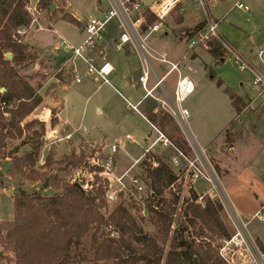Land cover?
<instances>
[{"label": "rangeland", "instance_id": "obj_1", "mask_svg": "<svg viewBox=\"0 0 264 264\" xmlns=\"http://www.w3.org/2000/svg\"><path fill=\"white\" fill-rule=\"evenodd\" d=\"M239 1L219 0L217 6H210L211 15L220 21L219 32L227 45L249 58L256 67L264 72V56L261 61L252 52L254 49L256 53L258 49L264 48V0H242L249 7L247 11L235 8V4ZM38 2L39 0H28L26 5L27 10L30 8V11H28L33 20L29 27L23 28V32L18 34V38L26 45V52L28 55L31 54L32 57H27L23 60L17 66V71L23 79L31 83L43 96L42 104L26 118L25 122L33 119L45 122L46 129L42 138L44 144L36 166L27 168V172L32 175V178L29 175L18 173L11 158L0 160V223L13 220L14 195L20 189H24L28 193L38 191L43 194H50L54 191V186L48 178L45 180L47 174L52 175V177L58 176L67 182H73L78 177H83V174H87L86 165L88 158L95 152L91 144L94 142L93 139L91 143L86 138L79 139L75 136L77 135L76 131H74L75 135L66 136L70 133V130L66 128L59 129L55 134L53 132V128L58 125L53 113L61 106V100L55 95L54 90L59 84H62V81L55 83L54 79L55 77L58 78L57 75L60 76L61 72L59 71V66H56L50 57L44 56L46 54L39 47L37 36L40 39L42 38V45L48 48V54L55 61L63 64L69 58L71 59V64L75 62L77 68L81 71L80 73L84 72L86 64L82 60H72L71 55L62 49L56 52L53 50L54 44L61 42L63 39L60 36L58 37V34L51 29L58 31L65 36L66 40L75 45L81 43L85 39V34L79 30L80 26L62 20V18L72 14L80 21L87 22L90 18L97 17L100 14V1L55 0L53 2L55 3V8L52 11L54 16H51L46 9L39 8ZM183 14L186 23L181 25L184 20ZM197 23H206V16L202 7L195 1L184 0L183 13L180 10L174 11L168 17V28L165 29L168 34L156 32L149 37L151 45L160 51L167 52L169 59L180 64L181 75L189 77L195 85V91L182 104L190 113L189 135L200 147L206 148L207 155L213 163L221 182L220 195H215L214 193L213 197L211 193H205L209 189V185L203 178L197 180L195 184H191L190 187L178 182V184L182 185L180 192L181 201L176 211L173 226L177 228L184 219L187 202L193 192H195L203 195L201 199L198 198V203L204 205L207 199H211V201L222 205L220 218L231 237L246 235L245 237L249 238L250 236L260 249L258 241L264 243V219L255 215L262 210V204L264 203V91L259 93V89L252 84L250 72L239 69L232 53L226 51V60L217 61L207 51L205 45L196 47L194 51L188 48L186 39L196 29V26L193 25ZM39 28L45 29V32L36 36V30ZM8 54H11L12 58V53L9 52ZM155 63L160 71L169 68L167 64ZM177 76V71H174L169 76V80H174ZM219 80L223 81L222 85L218 83ZM63 82H65L64 79ZM111 82L117 90L128 97L127 93L117 83ZM85 83L83 81L82 83L72 84L64 90L61 89V92H73L74 94L76 115L73 117L76 122L81 120L78 107L81 106L82 102L78 94H80L81 87ZM96 84L94 85L95 87L99 83ZM227 88L244 97L245 101L247 100L248 105L240 116H237L232 106L226 91ZM105 91H107V87L103 85L100 93ZM255 95H257L256 98L250 100ZM93 101L88 104V114L84 120L86 123L81 125L80 129L83 131V128H86L84 126H87L88 131L91 130L89 135L92 138L99 139L104 135H109V144H111L113 139L117 138L122 141L121 147L123 150L127 149L131 153L139 152L136 151L132 143H128L126 134L130 132L135 139L143 141L150 130L147 122L137 113L127 110V102H124L116 94H112L111 102L119 109L120 114H127L129 123L111 127L107 125V122L101 120L100 117H96ZM172 127L179 133V136L183 138L185 136L189 137V135L183 133L175 120L167 125V131ZM160 129L162 130V128ZM73 130L72 128L71 131ZM28 135L27 132L24 137ZM22 140H8L5 152L8 154ZM96 146L99 148L103 145L97 144ZM29 149L30 146L24 144L20 146L18 153L15 155L21 156ZM120 153H122V150H119L117 155ZM157 153L165 160H170L169 152L162 153L158 151ZM141 154H143V151H140L133 159L129 155L126 157L125 153L120 154V157L123 158L124 162L130 164L140 158ZM49 155L52 157V162L48 165ZM90 170L93 172L94 168ZM134 171L145 176L141 166H136ZM79 173L80 176H78ZM36 175H39V178L33 179ZM93 177L95 178V183L103 185L101 177L94 173ZM97 177L100 180H97ZM149 193L147 188L142 194H128L126 199H122H125L124 203L131 205V212L136 217L139 218L142 215L147 217L148 214H146L144 209L146 206L145 200ZM165 197H170V188L166 190ZM117 203L119 202L108 203L106 201L104 213L109 215ZM143 226L146 231L155 232V226L148 219L143 221ZM201 226L202 221H199L197 231L194 232L193 229H190V232H193L194 236L202 235ZM203 233L205 235H219L210 232L206 228ZM219 240L217 238L214 243L220 242L223 244L224 239ZM254 246L256 247V245ZM90 247L91 237L87 236L84 239L83 250L92 257L93 253L90 252ZM166 249H169L168 244ZM235 260L239 261V258L236 257ZM0 264H17L14 254L4 248L1 235Z\"/></svg>", "mask_w": 264, "mask_h": 264}, {"label": "trees", "instance_id": "obj_2", "mask_svg": "<svg viewBox=\"0 0 264 264\" xmlns=\"http://www.w3.org/2000/svg\"><path fill=\"white\" fill-rule=\"evenodd\" d=\"M54 1L39 0V8L54 16L50 9ZM27 3L28 0H0V160L11 158L18 173L32 178L27 168H34L37 164L46 124L38 119L25 122L43 102L41 93L17 71L23 60L32 57L18 38V30L29 27L33 20L26 9ZM63 19L76 25L81 23L73 15H66ZM202 26H196L191 36ZM204 45L217 61L226 59L221 40L210 38ZM9 52L12 58H8ZM218 83L222 85L223 81ZM3 87L4 92L1 91ZM226 91L237 116H240L247 102L229 88ZM148 114L176 145L189 150L187 141L175 128L167 131V125L173 122L171 117ZM27 132L29 135L24 137ZM10 139L23 140L7 154L5 149ZM24 144L30 146L29 151L16 156ZM51 159L49 155L48 165ZM153 159L158 166L149 161ZM141 167L150 192L145 200L147 217H136L131 212V205L125 201H119L106 215L103 211L106 206L104 185L85 192L74 182L47 174L45 180L48 178L54 186L52 193H28L20 189L14 195V218L0 223L4 248L14 254L17 264H227L220 256L222 244L214 243L217 238L231 237L220 218L222 205L211 199H207L204 205L198 203L199 195L193 192L184 219L176 228L173 225L182 190V185L178 184L179 176L154 151L146 154ZM36 177L39 175L33 179ZM168 188L169 198L165 197ZM146 219L155 226L154 233L145 230L143 221ZM199 221H202V235L194 236L190 229L196 232ZM205 228L219 235H205ZM87 236L91 237L92 257L83 250ZM167 244L169 249H166ZM258 244L264 253V243L258 241Z\"/></svg>", "mask_w": 264, "mask_h": 264}, {"label": "built area", "instance_id": "obj_3", "mask_svg": "<svg viewBox=\"0 0 264 264\" xmlns=\"http://www.w3.org/2000/svg\"><path fill=\"white\" fill-rule=\"evenodd\" d=\"M199 4L206 16L205 29L199 30L196 34L187 37L188 48L193 51L196 47L204 45L210 38H217L223 42L228 53L233 54V58L241 71H249L252 77V84L260 91H264V72L256 68L250 60L238 53L234 48L231 49L224 41L219 32V20L213 18L210 12V6L214 0H194ZM184 2V0H100L99 7L102 12L97 17L90 18L83 26L85 39L77 46L65 43L67 51L72 52V60H82L86 64L87 75H93L100 78L103 82L110 83V75L114 71V66L106 57L97 63L90 55L95 52L99 41L109 26L116 22L120 33L114 41L116 51H123L129 48L134 51L141 62L142 75L140 81L146 90V97L151 96L160 103V107L169 116H171L180 126L183 133L189 135V110L182 104L195 91L193 81L180 73V64L169 59L167 53L161 52L151 45L149 37L156 32H163L166 27L168 17ZM235 8L247 11L249 7L242 0L235 4ZM30 11V8H28ZM154 19V22L151 20ZM23 29L18 30L21 34ZM264 54L262 50L260 56ZM164 63L169 68L164 76H159L156 63ZM75 68V67H74ZM76 69V68H75ZM177 71L176 88L173 96L163 89L165 78L172 72ZM76 81L81 82V76L76 74ZM154 78V85L149 88L150 78ZM162 87L164 97L160 98L154 95V90ZM171 97V98H170ZM138 104L129 102L130 108L141 113ZM152 129L158 133V137L152 142L151 149L148 150L141 159L135 161L125 171L120 172L116 166V155L121 148L119 141L106 146V150L100 151L94 145L95 152L88 158L86 165L87 174L75 179L74 183H79L85 192L93 190L99 186L95 183L93 173L103 179L105 188V200L108 203L125 201L126 196L142 194L147 189V183L143 175L134 171L146 154L161 143L164 146L171 147V168L179 176L178 182L183 185L191 186L201 178L209 185L205 193L220 195L221 182L220 177L209 159L206 149L200 147L192 140V137L185 136L189 150L183 149L176 145L167 137L156 125L149 122ZM127 139L133 140L131 134L126 135ZM153 166H158L156 160H149ZM94 168L93 172L90 170ZM80 176V173L79 175ZM79 180V181H77ZM199 195V194H198ZM203 195H199L201 199ZM125 198V199H122ZM142 200V199H140ZM261 214V215H260ZM255 216L264 219V205L262 210L258 211ZM246 235H236L229 239H224L220 248V255L227 264H264V253L260 250L256 242ZM251 247H250V246ZM256 245V247L254 246ZM238 257L239 261L235 258Z\"/></svg>", "mask_w": 264, "mask_h": 264}, {"label": "crops", "instance_id": "obj_4", "mask_svg": "<svg viewBox=\"0 0 264 264\" xmlns=\"http://www.w3.org/2000/svg\"><path fill=\"white\" fill-rule=\"evenodd\" d=\"M191 1L194 2V0H191ZM218 3H219V0H214L213 6L214 7L217 6ZM102 10L103 9L100 8V13L102 12ZM178 10L182 11V13H183L184 2L175 10V12H177ZM76 19L79 20L78 18H76ZM183 19L184 20H183L181 25H183V23H186L184 14H183ZM62 20H64V19L62 18ZM65 21H67V20H65ZM167 21H168V19H167ZM167 21H166L165 29L168 28ZM80 22H81L80 25H78V26H80L79 30L81 32H83V26L85 25L86 22H82V21H80ZM198 25H201V24L197 23V24H194L193 26H198ZM205 27H206V23L203 24L202 29H205ZM165 29L162 33L167 35L168 32ZM51 30L53 32L55 31V33L58 34V37L60 36L63 39L59 43H56V44H54L55 42L53 43L54 44L53 50L56 52V51H59L62 49L63 51H66L67 53H69L71 55V58H72V52H69L66 50L65 43H70L72 45H75V44L66 40L65 36L62 35L61 33H59L58 31L53 30V29H51ZM42 32H45V29H43V28L37 29L36 30V36ZM47 32H49V31H47ZM119 33H120V30L118 28L117 23L113 22L109 26L107 31L103 34L102 39L99 41L98 47L95 50V52H93L90 55L97 63L101 62L103 57H106L109 61H111V63L114 66V71L110 75V83L103 82L100 78H97L93 75L92 76L87 75L86 68H85L84 72L80 73L81 71L77 68L75 62L71 64V59H69V58H67L66 62H64L63 64H59L57 61H55V59H53L48 54V52H47L48 48L46 46L42 45V38L40 39L37 36V39H38L39 44H40L39 47L42 48V52H44L46 54L44 56L50 57L52 62L56 66H59V71L61 72L60 76L57 75L58 78L55 77V79H54L55 83L62 81V84L61 85L59 84V86L56 88V90H54L55 95L61 100V106L58 107L57 110L53 113V116L57 119V124H58L57 126H55L53 128L54 129L53 132L55 134L58 132L59 129H65L66 128V129L70 130V133H68L66 136L70 137L71 135H75L74 131H76L77 135H75V136H77L79 139H82V138L85 139L86 138L90 143H91V140L93 139L94 142L91 143L93 145V147H94V145H97V144L100 145L101 144L103 146L102 147L100 146L99 150L100 151L106 150V146L109 145V142H108L109 141L108 140L109 135H104L103 137H101L99 139H95L89 135L91 130L88 131L87 126H84L86 128H83L85 131L84 130L82 131L80 129V126L86 123L84 120L88 114V110H87L88 104L92 100H94L93 104L95 107L94 111H95L96 117H100L101 120H103L104 122H107V125H109L111 127H114V126L117 127V126H121L124 123L128 124L129 122L127 121L128 120L127 114L126 113H125V115L120 114L119 109H117V107L115 105H113V103L111 102L112 94H116L124 102H127L126 103L127 104L126 105L127 110L132 111L133 113H137L149 125V128H150L149 133L144 137L143 141H139V140L135 139L134 135L130 132H128L127 134H131L133 137V140H129L126 137L128 143H132L134 148L136 149V151H139V152L143 151V154H141L143 156L148 150L151 149L150 147H151L152 142L158 137V133L154 129H152L149 122L153 123L158 128L159 127L161 128V126L158 123L151 121L148 113H153L156 115H168V114L164 110L161 109L160 103L156 99H154L151 96L146 97V90L144 89V87L142 86V83L140 81V77L142 75V67H141V62H140L138 55L129 48H125L123 51H116L115 50L113 45H114V41L117 39ZM79 44H76L75 46H77ZM254 50L252 52L254 54H256L262 61L264 54L262 56H260L259 54L262 50L264 51V48L258 49L256 53ZM161 52L167 53L165 51H161ZM67 57H69V56H67ZM225 60H222V61H225ZM174 62H176V61H174ZM250 62L254 65V63L251 60H250ZM158 64H164V63L158 62ZM256 68H258V67H256ZM167 70H168V68L165 69L164 71H160L157 68L158 75L161 77L164 76L165 73L167 72ZM76 74L81 76V78H82L81 82L76 81V77H75ZM171 74H169L165 78L164 83H163V87H164L163 89H165L170 94V96L172 97L174 94L175 88H176L179 73H178L177 78L170 81L169 76ZM63 79L65 80V82H63ZM83 81H85L86 83L81 87L82 89L80 90V94H78L79 97H81V102H82L81 106L78 107L79 114L81 115V117H80L81 120L79 122H76V119L73 117L76 115L75 114L76 103H75V100L73 99L74 94H73V92H71V93L61 92V89L64 90L65 88L70 87L72 84L82 83ZM111 81L117 83L127 93L128 97H130V98L126 97L122 92L117 90V88L114 86V84ZM96 83H99L97 87L94 86V85H97ZM154 83H155L154 78L151 77L148 87L152 88ZM103 85L107 87V91H105L104 93H100ZM241 85H243V83H241ZM161 88L162 87H158L157 89L154 90V95L157 97H160V98L164 97L163 89H161ZM259 93H260V90H259ZM257 95H255V97L250 99V100H254ZM239 96L242 97L241 95H239ZM242 98L244 99V97H242ZM129 102L132 104H138L139 102H141V104L139 105V109H140L141 113L133 111L129 106ZM169 117H171V116H169ZM75 125H79V126H75ZM72 128L74 129L73 131H71ZM86 131H88V132L86 133ZM161 131L167 137H169L168 133L165 130H161ZM192 140H194V139L192 138ZM117 141H119L122 145V141L120 139H117V138L113 139L111 143H114ZM195 143H197V142H195ZM197 145H199V144L197 143ZM171 149H172L171 147H167V146L162 145L161 143H158L153 148V150H151V151H154L156 153L158 151H161L162 153L163 152H169L170 153L169 157H171V155L173 153V149H172V152H171ZM120 150H122V153H120V154L125 153L126 157H127V155H129L131 159L135 158L136 157L135 155H137L139 153V152L131 153L127 149L123 150L122 147L120 148ZM151 151H149V152H151ZM120 154L116 155V166H117V170L120 172L125 171L128 167H130L133 163H135V161L141 159V157H142L140 155L141 156L140 158H138L134 162L128 164V163L123 161V158L120 157ZM163 159L165 160V158H163ZM166 162L171 163V158L169 161H167V159H166ZM138 166H140V163L138 164ZM263 205H264V203L262 204V206Z\"/></svg>", "mask_w": 264, "mask_h": 264}, {"label": "water", "instance_id": "obj_5", "mask_svg": "<svg viewBox=\"0 0 264 264\" xmlns=\"http://www.w3.org/2000/svg\"><path fill=\"white\" fill-rule=\"evenodd\" d=\"M54 8H55V3H52V4L50 5V9H51V11H53ZM7 56H8V58H11V54H8ZM1 90H2V91H5V88L3 87V88H1ZM46 184H47V183H46ZM76 185L78 186V188H80L81 190H83V189H82V186H81L79 183H76ZM145 212H146V214H148V210H145Z\"/></svg>", "mask_w": 264, "mask_h": 264}]
</instances>
